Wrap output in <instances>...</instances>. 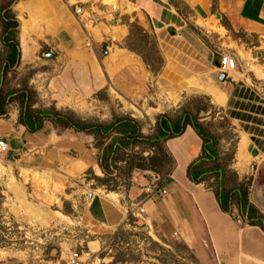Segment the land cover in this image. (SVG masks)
<instances>
[{"label": "rangeland", "instance_id": "obj_1", "mask_svg": "<svg viewBox=\"0 0 264 264\" xmlns=\"http://www.w3.org/2000/svg\"><path fill=\"white\" fill-rule=\"evenodd\" d=\"M3 2L0 0V7ZM123 3V0H14L9 8L10 15L18 22L14 37L20 55L12 66L6 60L9 49L1 37L0 18V96H6V109L9 108L6 118L19 117L21 90L26 95L24 105L33 110L61 111L83 122L109 123L130 117L146 135L154 132L159 115L177 119L184 111L196 116L214 138L218 155L215 163L224 166L223 185L231 187L248 182L251 192L264 201V162L258 166L245 165L240 169L241 178L230 167L236 145L233 112L215 107L204 93L173 90L174 84L159 75L164 60L157 35L150 27H143L136 15L130 16L132 6ZM112 4L116 10L111 18L108 10ZM82 7L87 9L83 14ZM60 12L67 14L69 21L60 20ZM119 13L122 22H129L128 33L122 37L110 30L111 20L118 18ZM1 15L5 17V10L0 9ZM22 19L30 23L29 59L21 58L19 21ZM199 23L202 25V21ZM209 28L224 33L214 25ZM50 51L53 55L47 56ZM255 63H260L252 66L260 77L258 88L249 92L246 101H239L245 110L261 114L263 118L251 117L264 125V75L261 74L264 56ZM45 119L64 138L63 142L21 150L22 157L14 160L0 154V264H31L38 259H58V264H65L77 239L85 240L81 249L83 259L89 261L96 256L100 264H200L188 247L186 236L169 230L171 226L159 216L152 214L148 220L147 208L145 214L136 213V204L143 195L134 194V190L140 189L138 184L131 193L126 191L132 181L124 175L126 166L122 160L110 162L113 179L109 184L114 189H106L100 185L101 180L94 178L106 177L103 172H95L93 159L98 161L101 149L111 138L91 131H74L52 115ZM240 126L244 128L243 123ZM79 138L84 140V146L74 143ZM134 150L140 156L152 153L145 142ZM28 152L35 155L30 157ZM26 158L33 160L29 163ZM137 161L149 163L144 159ZM172 164L166 158L156 161L155 171L160 179L168 176ZM138 169L141 168L132 169L130 175ZM207 176L205 185L215 190L216 173ZM16 186L24 192V200L16 196ZM165 187L166 206L171 208L176 199L171 198L169 187ZM89 191L128 206L124 220L114 228L95 226V232H85L86 228L80 225L89 222L84 215L90 201ZM110 192L114 195H108ZM24 201L46 212L50 220L40 222ZM254 204L264 212V205Z\"/></svg>", "mask_w": 264, "mask_h": 264}, {"label": "crops", "instance_id": "obj_2", "mask_svg": "<svg viewBox=\"0 0 264 264\" xmlns=\"http://www.w3.org/2000/svg\"><path fill=\"white\" fill-rule=\"evenodd\" d=\"M123 2L125 6L126 3L132 6L130 16L136 15L143 27H150L157 35L164 60L159 75L174 84L173 90L204 93L209 96L215 107L229 110L235 115L234 119L230 117L236 121V123L232 121L236 145L230 167L236 171L239 178L242 173L240 169L245 165L252 163L258 166L264 162V125L257 124L259 119H254L256 121L254 122L253 118L256 117H251L263 116L245 110L244 106H241L243 103L240 102L246 101L249 92L256 91L260 83L258 82L260 77L252 66H260V63L255 62L258 57L264 56V0H123ZM80 10L83 14L87 9L82 7ZM58 15L62 21L70 19L62 12ZM120 16L119 13L118 18L111 20L110 30L122 37L128 33L129 22H122ZM201 21L202 25L199 23ZM212 25L218 29L222 28L224 33L210 29L209 26ZM97 26L101 28L100 24ZM221 53L233 55L237 62L236 69L224 79L219 78L221 72L217 67ZM261 74L264 75V70ZM6 113L8 114L7 111ZM6 113L0 114V139L14 144L8 145L9 148L0 153L7 160L21 158L23 155L21 150L29 151L34 146L64 141V138L54 132L48 119L43 120L40 128L31 131L18 122V118L12 120L6 118ZM240 122L244 128H241ZM83 141L79 138L74 143L84 146ZM162 143L173 161L168 176L160 179L159 174L151 169H138L132 171L130 175L132 186L126 190L131 193L134 187L137 188L138 183L144 182L152 174L158 175L160 187L166 190L165 186L169 187L171 198L176 199L175 205L171 208L166 206L168 201L164 197L157 195L144 197L140 189L137 188L138 193L137 189L134 190V194H140L141 197L143 195L140 203L149 211L147 219L151 220L152 214L159 216L171 226L172 229L169 230L186 236L185 241L196 254L200 264H264V231L256 225L240 224L236 216L239 212L237 204L232 203L230 211H223L215 191L205 185V181L195 182L188 175L189 167L195 168V171L199 172L198 175H207L214 171L211 169L219 164L215 163L218 156L215 144L214 153L207 150L204 152L203 140L190 124H186L180 134L169 137ZM205 153L208 155L204 156ZM29 155L31 157L35 154ZM32 160L26 158L29 163ZM93 162L95 172L101 173L95 159ZM88 193L90 201L84 209L86 210L84 215L89 222L80 225L86 228L85 232L93 233L96 227L114 228L124 220V210L126 211L128 206L110 198L105 199L96 192ZM255 194L248 187L249 200L264 205V201L258 200ZM251 196L252 200L253 198L256 200L252 201Z\"/></svg>", "mask_w": 264, "mask_h": 264}, {"label": "trees", "instance_id": "obj_3", "mask_svg": "<svg viewBox=\"0 0 264 264\" xmlns=\"http://www.w3.org/2000/svg\"><path fill=\"white\" fill-rule=\"evenodd\" d=\"M14 0H5L2 3L0 9L5 10V17L0 16L2 24L1 37L4 40L6 47H8V53L6 60L11 66L14 65L19 59V50L17 48V40L14 37L15 28L18 25L16 18L10 15L9 6ZM7 18V19H5ZM11 91L10 93H13ZM19 99L21 102V111L18 117V122L27 126L29 130L34 131L41 127L43 120L46 117L52 115L56 120L60 121L64 127L72 128L74 131H91L93 133L100 134L101 137H108L111 140L103 147L100 157L97 159L98 166L103 172L104 176L100 179L98 176L94 177L97 180H101L100 185L106 189H114L110 186L109 181L113 178L111 161L122 160L125 163V177L130 178V172L132 169H151L155 173L156 161L161 162L163 158L170 160V155L163 147V141L174 135L181 133L186 124H190L195 131L201 136L203 140L204 152L207 150L209 153H214V142L211 135L208 134L204 126L198 121L196 116H192L187 112H182L177 119H172L165 114L159 115L155 122L154 132L152 134H144L138 122L130 117L118 118L109 123L102 122H83L73 119L69 114L61 111H46V110H33L30 107L24 105L26 102V95L21 90L19 92ZM6 113V96H0V114ZM141 142L148 144V147L152 150V153L147 156H140L134 150ZM162 154V157H158ZM208 154H204L207 156ZM147 160L149 163L144 164L137 160ZM172 160V159H171ZM212 173H216V188L215 195L219 203L220 208L223 211H230L232 203L237 204L238 215L237 220L240 224H250L259 226L264 231V212L261 211L254 203L248 198V182H239L237 185L226 187L223 185L221 174L223 176L224 166L222 164H216ZM195 168H188V175L191 180L195 182L206 181L207 175H198ZM109 176V177H107ZM219 176V178H218ZM128 186V183H127Z\"/></svg>", "mask_w": 264, "mask_h": 264}, {"label": "built area", "instance_id": "obj_4", "mask_svg": "<svg viewBox=\"0 0 264 264\" xmlns=\"http://www.w3.org/2000/svg\"><path fill=\"white\" fill-rule=\"evenodd\" d=\"M116 10L115 5H111L110 9L108 10V16L113 17L114 12ZM236 59L233 55L229 53H221L219 54V60L217 67L220 72H224L225 76H228L229 73L236 69ZM8 143L4 139H0V153L4 152L7 150ZM141 191L144 194V197H150L152 195H157L159 197H164L167 194V190L160 187L159 185V177L158 175H150L144 182L138 183ZM139 201L136 204L135 211L138 215L145 214V208L144 206L140 203ZM84 239L81 240H76V243L74 244V247H71L69 249V254L67 255V259L65 261V264H100V259L97 258L96 256L93 257L91 260L86 261L83 259L82 255V242H84ZM31 264H58V259L54 260H44V259H38V260H33Z\"/></svg>", "mask_w": 264, "mask_h": 264}, {"label": "bare ground", "instance_id": "obj_5", "mask_svg": "<svg viewBox=\"0 0 264 264\" xmlns=\"http://www.w3.org/2000/svg\"><path fill=\"white\" fill-rule=\"evenodd\" d=\"M115 7H116V5H115ZM19 22H20L19 42H20L21 58L22 59H29L31 57V48L29 47V40H28V29L30 28L29 27L30 23L24 19L20 20ZM14 191H15L16 196L18 198L24 200V192L22 191V189L20 187H18V186L14 187ZM110 194L114 195V193H112V192H110L108 195H110ZM25 203H26L27 209L31 213H33L36 217H38L40 222L44 223V222L48 221L50 216L46 212L44 213L39 207H34L33 205H31L28 202H25Z\"/></svg>", "mask_w": 264, "mask_h": 264}, {"label": "water", "instance_id": "obj_6", "mask_svg": "<svg viewBox=\"0 0 264 264\" xmlns=\"http://www.w3.org/2000/svg\"><path fill=\"white\" fill-rule=\"evenodd\" d=\"M47 56H50V55H53V52L50 51L48 53H46ZM219 78L220 79H224L225 78V73L224 72H221L220 75H219Z\"/></svg>", "mask_w": 264, "mask_h": 264}]
</instances>
